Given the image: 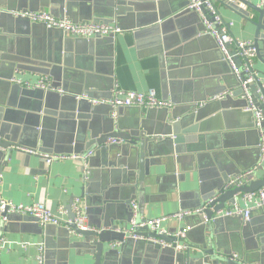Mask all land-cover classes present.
Here are the masks:
<instances>
[{"label":"crops","instance_id":"obj_1","mask_svg":"<svg viewBox=\"0 0 264 264\" xmlns=\"http://www.w3.org/2000/svg\"><path fill=\"white\" fill-rule=\"evenodd\" d=\"M223 1L215 0L214 5L223 22L231 24L229 33L237 39L253 42V22L257 21V15L248 10L249 17L238 16L223 6ZM251 1L258 3V0ZM187 4L188 0L160 2V9L168 14L172 5L178 6L177 12L169 18L174 22L167 28L170 49L160 52L161 46L154 40L156 35L150 33V28L159 26L162 21L151 24L149 0H0L2 12L11 10L10 16H2L0 23L3 47L0 109L8 107L14 112L13 119L4 127V137L18 138L21 145L9 157L0 158V195L4 200L15 205L42 203L52 213L63 206L66 214L58 216L65 222L72 215L75 217L70 209L74 199L79 198L87 223L104 219L111 224L108 229L120 230L128 227L133 215L139 223L200 208L201 198L220 183L212 174L210 162L214 168L216 166L210 153L217 154L219 162L233 164L226 158L229 154L242 174L256 168L258 149L251 145L254 138L249 129L254 115L244 114L235 76L213 38L203 32L198 14L187 11ZM25 12H45L77 24L97 20L114 24L122 32L112 38H63L59 30L15 16ZM254 70L259 77V73H264V64L257 58ZM13 76L23 82L44 76L51 86L66 82V93L61 91L63 85L53 87L55 91L29 90L11 84L9 80ZM115 89L135 93L152 89L158 99L169 101L173 109L196 106L201 111V119L211 121L208 125L212 126L210 133L197 134L205 136L198 140L205 149V157L200 153L154 157L153 163H146L144 167L142 182L138 181L137 165L128 171L122 166L111 167L110 160L116 154L121 156L127 144L122 142L115 146V151L106 157L94 145L97 138L110 129L123 128L129 134L130 129L140 127L141 121L158 133L166 115L160 109L150 115L148 109L120 108L111 112L107 104H91L94 100H110ZM257 90L258 109L264 111V92ZM224 91L234 94L231 100L213 101ZM85 94L90 97L87 99ZM256 95L257 91L253 97ZM159 137L165 138L161 134L150 135V139ZM28 149L70 159L48 165L40 155L28 154ZM89 152L94 154L85 163L82 157ZM261 174L257 169L252 180ZM132 189L135 194L130 204H126ZM237 221L224 220L216 231L213 227L205 239L206 245L210 247L211 239L212 250L224 256L245 257L247 250L257 251L254 248L259 242L257 234L264 227V212L253 211L243 231H239ZM199 226L194 215L181 221L168 220L161 224L165 233H156L159 236L156 239L172 241L175 230L190 227L186 235L189 250L183 255L139 238L129 239L124 246L115 249H109L110 244L106 246L102 263L108 264L106 260L110 258L113 264H121V261L124 264L185 263L187 253L190 258L194 257L193 253H204L206 246L201 243L204 236ZM63 229L38 226L17 215L11 216L7 224L0 218V264H34L40 246L44 248L46 264H94L95 254L88 241ZM137 232L142 236L154 235L144 229ZM259 247L260 252L248 253L251 257L247 254L245 259L249 263L243 264H264V240ZM242 248L246 250L244 253ZM194 264L203 263L195 260Z\"/></svg>","mask_w":264,"mask_h":264},{"label":"water","instance_id":"obj_2","mask_svg":"<svg viewBox=\"0 0 264 264\" xmlns=\"http://www.w3.org/2000/svg\"><path fill=\"white\" fill-rule=\"evenodd\" d=\"M156 1L161 2L162 0H149L150 9L152 10L151 24L155 23V21H162V22L159 26H156L155 28H150V33L152 34L155 33L156 35L154 37V40L157 43H159V45L161 46L160 48L161 51L159 49L158 50L160 52H166L170 49L169 41L166 40V37H168L167 35L169 34L170 30H168L167 28L174 22V20L169 19V18L172 17V15L177 12L178 6L172 5L170 7L171 13L168 14V12L166 11L164 12L162 9H160L161 8L160 2L157 4ZM222 4L223 6L235 12L238 16H241V17L242 16L246 18L249 17L248 10L254 12L257 15L256 16L257 21L253 22L255 26L253 44L256 49V58L258 59L260 63L264 64V7H259L258 3H254L251 0H224ZM7 10L8 11H5V12H2L0 10V23H1L2 16H10L9 13L11 10L9 9ZM202 11L205 12L204 9H202ZM95 21L97 22V20ZM201 26L203 28L202 23H201ZM203 31H204V28H203ZM159 35H162V36H159ZM62 37L64 38L63 34H62ZM112 37H108V38H112ZM2 49L3 47L1 44V34H0V59H2V56H1L3 52ZM259 74L261 75V77L258 78V81L255 84L250 86V91L252 92V95H251L252 102L257 108H259V104L257 103V95L254 98L253 93L256 92L257 88L260 90V92L262 93L264 92L263 91L264 73L262 74L259 73ZM61 85H63V90L61 91L62 93L65 94L66 85H67L66 82H63L61 84H53L52 88L59 87ZM53 89L56 90V88H53ZM86 96H87L86 97L87 99L90 97L89 95H86ZM229 99L230 97H226V100H229ZM241 100L244 103V108H245L246 101L244 99H241ZM107 109L111 110V112L113 111L109 106ZM125 109H136L137 110L138 108H125ZM160 110H164L166 115L164 116V119L162 120L161 128L158 133L155 132L154 128L153 129L150 128V124L146 126L144 125V121H141L140 127L130 129L129 134L124 132L123 128H118V130L110 129V131L107 132L105 135H102L101 137L95 140L94 145L99 150V152H102V153L104 152L106 157H108L109 152L114 150L113 148H115V146H118V145H106L108 139L120 140L123 142V145L124 143L125 145L127 144L126 148L121 150V154H122L121 156H119V154H116L113 156L112 160H110L111 167L112 166H122L128 171L129 169L136 167L137 165L139 169L138 170V181L142 182L143 175H144V173L142 172H144V167L146 166V163L147 164L149 163L151 165L154 161V157H158L162 155L164 156L169 155L167 157L172 158L174 155L175 156L192 155L194 153H200L199 155H204L205 149L198 144V140L203 139L205 137L204 136L205 133H208L209 131H211L210 129L212 128V126L208 125L211 123V121L202 120L200 117L201 111L196 106L189 105L185 107L183 106L181 108H174L171 110H167V109H160ZM148 111H150V115H151L154 111H157V110L150 109ZM244 114L251 115L252 113L244 112ZM13 116H14V112L12 111L11 108L6 107L5 110L0 109V158L3 155H7V157H9L10 154L13 152V150L21 148L18 138L15 140L14 139L10 140L7 137H4V127L6 123L10 122L13 119ZM213 121H215V119H213ZM249 129H251L250 134L254 138L251 145L257 147L258 159H259L260 147L263 148V151H264V134L263 136H261V133H260V130L264 131V122L260 123L259 127H257L254 121L253 125H250ZM152 134H155V135L161 134L165 136V138L159 137L158 139H150V135ZM197 134H204V135L198 136ZM27 151L33 152V153H28V154H35L34 152L36 151L39 153L41 152L35 149H31V150L28 149ZM210 157L213 158V161L216 166L214 168L213 164L210 162L211 168H212L211 169L212 174L216 176V178L220 179V183H218L215 186L214 191L207 194V196H204L201 198L202 203L200 204L199 207L203 206L211 198H215V200L212 201L208 205V207L205 208L201 213L195 215L197 217V220L199 221V225H200L199 231L204 236L203 241L201 243H204L206 247L203 248L204 253L202 254L193 253L194 255L193 258H190L189 257L190 254L187 253L185 256L186 261L185 263L182 262V264H194L195 260L201 261L203 264L249 263L245 259V257H248L247 256L248 253L260 252L258 250H260L259 245L262 244L264 240L262 239L264 238V227L260 231V233L257 234V239L259 240V242H256L257 247L254 248V250H257V251L250 252V250L246 251L244 248H242V252L244 253L246 251L247 253L245 257L244 255L241 256L239 254H234L235 256L234 255L224 256V255H221L218 250L214 252L212 250L211 239H209L210 247L206 245L205 239L206 237H208L207 234H210L209 232L213 231V227L216 231L217 227L224 220H229V219L238 220L237 222L239 223V231H243L244 223L240 217H223V218L215 219L214 215L220 210L226 209L227 205L232 206L234 203H236L237 198L240 197L241 195L251 194V193L258 191L261 188H264V166L260 168V170L262 171V174L259 176V178H255V180H252L253 176H251V178H249L248 183L245 184L244 186L228 187L227 185L231 179L229 177L230 176L237 177L242 174V171H240L237 168V165L234 163V160L231 159L229 154H226V158L230 162H232L234 165L228 164L225 162H219L220 157H217V154L215 153H210ZM148 158H150V161L148 160ZM126 170L124 171L126 172ZM145 175H148L147 172ZM137 188H138V185H137ZM83 194H84V188H83ZM131 194L132 196H129L130 198H128V200L125 201L126 204H130L131 202L130 200L133 199V194H135V189L131 190ZM83 197H81L82 200H83ZM1 216H5V214H2ZM73 219H74L73 215L69 217L70 221H73ZM131 219L132 217L130 218V220ZM8 221L9 222L11 221V217H8ZM66 226L67 228H64L63 232L65 233L72 232L77 237L82 238L83 240H87L88 246L91 245V250L93 254H95L94 264H103L102 256L104 252L107 251L106 246L114 242H119L121 243V247H122V245L124 246V244L130 239V238H127V234L125 232H122V231L117 232L116 228L108 229L109 227H111V224L107 223L104 219L97 220L96 223L95 222L86 223V226H87L86 230L78 229L76 225L73 224L72 222L68 223ZM121 229H126V228H121ZM141 229L147 230L146 228H141ZM137 230L138 229L136 228L132 230L133 236L141 237V238H159V236L156 235V233H153L154 234L153 237L148 234H145L142 236L137 232ZM176 231L177 230H175L173 234ZM180 254L183 255L184 253H180ZM109 255H111V253ZM248 255L249 257H251L250 254ZM181 258H183V256ZM106 261L108 264H113V260L111 258L107 259ZM121 264H124L123 261H121ZM252 264H259V263L253 262Z\"/></svg>","mask_w":264,"mask_h":264},{"label":"built area","instance_id":"obj_3","mask_svg":"<svg viewBox=\"0 0 264 264\" xmlns=\"http://www.w3.org/2000/svg\"><path fill=\"white\" fill-rule=\"evenodd\" d=\"M214 4V0H188L187 10L198 14L200 21L203 24V32L213 38L217 50L221 54L223 60L227 63L230 72L235 76L239 84L238 89L240 98L246 101V106L243 109V112L253 113L255 124L257 127H259L260 123L264 122V111L255 107L252 102V96L250 93V86L255 84L258 81V78H260L258 76V73L254 70L256 49L252 41H243L237 39L229 33L231 24H225L223 22L221 17L217 14ZM258 5L259 7H264V0H258ZM202 9H204L205 12H203ZM15 16L34 24L39 23L48 29L59 30L67 38H82L89 40L96 37H114L115 35L122 32L121 29L114 24L99 22H86L77 24L73 23L65 17L59 19L45 12H25L15 14ZM9 82L11 84H16L29 90H39L43 92L54 90L51 86L50 80L44 76L38 77V79L33 82H23L16 76H13L9 80ZM256 91L258 96L259 91ZM112 93L113 96L110 100H94L91 102V104H107L113 110L112 112L120 108H138L148 110L173 109V105L169 101L158 99L152 89H149L144 93L122 92L115 89ZM232 96H234L232 92L224 91L215 96L213 98V101H221L226 97L231 98ZM260 133L261 136H263L264 131L260 130ZM120 144H122V141L120 140L112 139L109 141V145ZM27 153L33 152L27 151ZM34 153L40 155L48 165L56 160L70 159V157L62 155L56 156L44 155L38 152ZM93 154V152H89L88 154L83 156V161L86 163L89 157H91ZM74 157L75 156H73V158ZM263 166L264 151L263 148L260 147V156L256 168L230 179L227 186H244L248 183L249 178L253 176V173ZM214 200L215 198H211L203 206L196 210L181 211L171 216L154 218L141 223H137L133 215V218L130 220L128 227L126 229L117 230V232H125L127 234V238L133 240L140 238L144 241H147L148 243L159 245L162 248L172 249L177 254L184 253L189 250V247L186 244V235L191 230L190 227L179 228L173 234L172 241H164L162 239L156 238L136 237L132 235V230L135 228H146L152 233L161 235L165 233V231L161 228L162 223L168 220L181 221L188 216L199 214ZM238 200L242 205L238 202ZM238 200H236V203H234L232 206H229L228 208L217 212L214 215V218L240 217L243 223H245L250 220L253 211L260 210L264 212V188H261L251 194L241 195ZM71 210L75 216L73 221L67 220L63 222L58 216L59 214H66V209L63 206H59L56 213H52L42 203H33L31 205H15L4 200L0 195V218L5 224L9 222L8 217L17 215L21 216L22 218L29 219L38 226L50 225L54 227L67 228L66 225L72 222L78 229L86 230L87 217L84 213L85 209L83 203L79 198L74 199L73 204L71 205ZM132 210H136V207L134 205L132 206ZM2 214H5V216H1ZM119 246H121V243L114 242L109 245V249H115ZM34 264H46L44 257V248L42 246L37 249V254L34 258Z\"/></svg>","mask_w":264,"mask_h":264}]
</instances>
